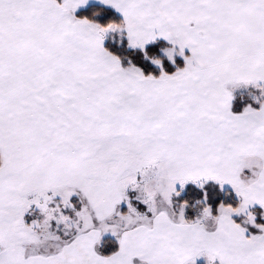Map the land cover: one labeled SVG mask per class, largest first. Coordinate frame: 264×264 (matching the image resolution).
<instances>
[{
	"label": "snow or ice",
	"instance_id": "6c2138e0",
	"mask_svg": "<svg viewBox=\"0 0 264 264\" xmlns=\"http://www.w3.org/2000/svg\"><path fill=\"white\" fill-rule=\"evenodd\" d=\"M0 0V264H264V0Z\"/></svg>",
	"mask_w": 264,
	"mask_h": 264
},
{
	"label": "trees",
	"instance_id": "16d2710c",
	"mask_svg": "<svg viewBox=\"0 0 264 264\" xmlns=\"http://www.w3.org/2000/svg\"><path fill=\"white\" fill-rule=\"evenodd\" d=\"M95 6H96L95 3H90L89 8L83 9L81 14H90L91 11L93 10V8H95ZM262 222H264V221H262ZM198 264H206V262H199Z\"/></svg>",
	"mask_w": 264,
	"mask_h": 264
},
{
	"label": "rangeland",
	"instance_id": "374dc122",
	"mask_svg": "<svg viewBox=\"0 0 264 264\" xmlns=\"http://www.w3.org/2000/svg\"><path fill=\"white\" fill-rule=\"evenodd\" d=\"M90 3H95V0H90ZM199 262H206V259L203 258V257H201V258H199V259L197 260V263H199Z\"/></svg>",
	"mask_w": 264,
	"mask_h": 264
},
{
	"label": "crops",
	"instance_id": "0c3cea01",
	"mask_svg": "<svg viewBox=\"0 0 264 264\" xmlns=\"http://www.w3.org/2000/svg\"><path fill=\"white\" fill-rule=\"evenodd\" d=\"M198 264V263H197Z\"/></svg>",
	"mask_w": 264,
	"mask_h": 264
}]
</instances>
